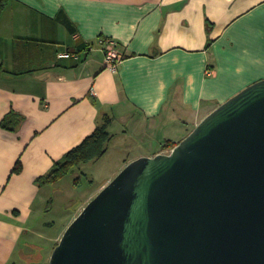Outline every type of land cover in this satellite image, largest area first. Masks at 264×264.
Listing matches in <instances>:
<instances>
[{"label": "crops", "instance_id": "1", "mask_svg": "<svg viewBox=\"0 0 264 264\" xmlns=\"http://www.w3.org/2000/svg\"><path fill=\"white\" fill-rule=\"evenodd\" d=\"M100 37L123 54L115 72ZM263 78L264 0H8L0 12V264L28 261L39 238L55 242L51 250L58 243L61 234L43 231L53 227L44 215L59 179H38L104 117L110 138L97 161L127 132L179 142ZM10 113L19 121L5 127Z\"/></svg>", "mask_w": 264, "mask_h": 264}, {"label": "water", "instance_id": "2", "mask_svg": "<svg viewBox=\"0 0 264 264\" xmlns=\"http://www.w3.org/2000/svg\"><path fill=\"white\" fill-rule=\"evenodd\" d=\"M45 264H264V78L128 162Z\"/></svg>", "mask_w": 264, "mask_h": 264}, {"label": "rangeland", "instance_id": "3", "mask_svg": "<svg viewBox=\"0 0 264 264\" xmlns=\"http://www.w3.org/2000/svg\"><path fill=\"white\" fill-rule=\"evenodd\" d=\"M116 129L118 128L116 127ZM147 135L127 132L126 139H115L108 144L109 151L104 158L99 161L91 160L74 167L73 170L61 177L55 187H51L52 193L49 198L54 199L53 206L52 210L46 212L44 217L51 219L54 223L53 227L50 226L51 228L43 231L44 235L61 234L62 236L83 207L101 190H98L99 187L108 181V178L110 179L108 182H110L124 168L126 164L123 166L122 163H126L128 159L147 156L146 154L153 153L157 149H160L158 153L170 152L171 149L162 147L164 139L160 132H154L151 136ZM53 243L55 242L39 238L36 244L38 251L33 255L29 254L28 261H23V264H33L32 261L34 264L47 263L53 251V249L51 250ZM33 250L35 248L30 246L29 252L31 253Z\"/></svg>", "mask_w": 264, "mask_h": 264}, {"label": "trees", "instance_id": "4", "mask_svg": "<svg viewBox=\"0 0 264 264\" xmlns=\"http://www.w3.org/2000/svg\"><path fill=\"white\" fill-rule=\"evenodd\" d=\"M7 1L8 0H0V12ZM18 121L19 117L14 113H10L5 116L2 125L5 127H9L10 124L14 126ZM109 122V118L104 117L89 136L56 161L49 172L38 179V182H54L73 170L74 167L102 157L106 151V143L110 138V134L107 130ZM177 143L178 142H173L171 140H165L162 147L164 149H172ZM19 169L20 164L17 162L13 170L18 171Z\"/></svg>", "mask_w": 264, "mask_h": 264}, {"label": "built area", "instance_id": "5", "mask_svg": "<svg viewBox=\"0 0 264 264\" xmlns=\"http://www.w3.org/2000/svg\"><path fill=\"white\" fill-rule=\"evenodd\" d=\"M99 43L103 46V59L104 65L109 70L115 72L117 70L118 65L123 59L122 52L117 48V43L114 39L110 37H100ZM70 53L66 52L62 54V56H69ZM75 58H78V54H72ZM213 73V68L206 67V74L211 75Z\"/></svg>", "mask_w": 264, "mask_h": 264}]
</instances>
